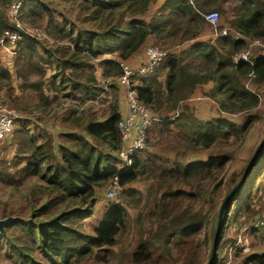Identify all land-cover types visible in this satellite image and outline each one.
I'll return each instance as SVG.
<instances>
[{
	"label": "trees",
	"instance_id": "1",
	"mask_svg": "<svg viewBox=\"0 0 264 264\" xmlns=\"http://www.w3.org/2000/svg\"><path fill=\"white\" fill-rule=\"evenodd\" d=\"M19 1L22 5L17 18L22 26L44 28L54 40L51 46L42 48L45 57L40 58L45 66L52 69L47 85L43 81L29 85L39 93L42 103V106H36V110L53 108L56 102L63 106L68 103L67 100L75 98L81 100V105L97 99L104 87L95 76V66L90 61L101 58L99 65L103 78L119 77L123 73L121 63L105 57L116 56L121 61H127L152 36L159 42H166L165 39L170 37L178 38L179 45L193 42L180 54L169 55L157 66L153 75L139 79L135 87L137 98L155 113L170 115L176 112L198 87L208 83H212L213 87L207 96L218 104L220 111L236 113L258 109L257 94L248 89L242 79L254 72L257 82L264 84V56L256 60L255 66L234 64L232 56L246 47L245 39L241 37L264 40V0H233L236 6L227 14L234 31L209 42L197 40L206 27L203 14L223 12L224 0H167L150 22L142 17L151 11L157 0H75L80 13L78 21L90 24L84 29L69 19L59 21L40 0H0V38L6 31H17L23 35L15 70L18 76L25 77L23 70L32 69L26 57L38 56L35 46L39 39L20 30L11 17L13 4ZM222 29L224 25H219V30ZM85 70H91V76L78 78V74L82 76ZM12 79V74L0 60V90L10 88ZM116 87L115 83L110 85L112 90H117ZM52 94H55L53 100ZM79 106L72 103L67 111L77 116L82 132L64 134L62 137L66 140L63 144L54 143L45 131L42 135H32L26 121L22 124L27 127L22 125L15 131L13 143L18 148L16 167L13 172L8 171L6 162L0 161V183L11 190L12 197L14 193H22L21 199L27 201L28 214L26 217L16 215V211L8 212L6 207L2 214L3 218L19 216L30 221H17L7 227L5 235L0 233V264H8V261L10 264H80L84 258L90 260L89 264L101 263L99 259L105 260L108 254H115L112 247L118 245V237L130 229L128 209H137L141 204V193L130 186L152 177L190 185L191 191L169 190L163 195H156L155 208L160 210L155 214L153 210L150 215L153 213V217H158V228L148 237L141 236L135 252L130 256V263L169 262L173 246L198 240V235L207 224L195 211L196 206L186 207L184 200L194 199L197 205L202 194L208 192L201 186H195L202 178L215 182V187L208 186L212 190L209 195L217 191L222 183L216 175L229 162L227 156L189 165L177 162L173 168H162L164 174L159 176L157 171L161 167L151 169L148 166V162L157 164L155 156L148 159L142 157L148 152L146 149L137 152L131 167L122 168L120 153L123 142L119 126L123 116L119 95H114L109 112L103 118H97L91 107L86 108L85 105L81 110ZM181 116L186 122L185 141L188 145L185 150L191 151L208 150L219 141L229 144L231 137L244 142L251 126L254 123L260 125L264 119L263 115L254 114L239 125L224 118L203 121L197 117ZM148 169L152 170V175L147 173ZM242 176L234 174L231 177L228 192ZM115 179L123 188L122 199L110 203L93 234L82 231L85 221L95 216L100 200L98 190ZM262 186L264 148L241 192L229 205L219 248L225 225L231 220L233 212V225L241 229L249 225L247 218L251 214L264 208L263 195H257ZM25 188L27 190H23ZM260 198L262 202L258 203ZM178 199L182 201L179 203L181 208L170 213L167 203ZM9 200L6 203L10 204ZM209 201L212 202L211 199ZM217 219L218 214L215 225ZM141 220L143 214L138 213L137 221ZM192 248L189 258L184 254L180 256L183 264H200V248Z\"/></svg>",
	"mask_w": 264,
	"mask_h": 264
},
{
	"label": "rangeland",
	"instance_id": "2",
	"mask_svg": "<svg viewBox=\"0 0 264 264\" xmlns=\"http://www.w3.org/2000/svg\"><path fill=\"white\" fill-rule=\"evenodd\" d=\"M41 3L45 4L53 13L54 16L58 18L59 21L63 22V19H69L77 24L80 29L87 28L89 23L86 21L80 20L79 16V8L75 3V0H40ZM17 3V2H16ZM18 2L17 4H19ZM15 4V3H14ZM13 4V5H14ZM236 6V3L233 0H224L223 2V12H220L221 22L220 26L224 25V28H231L230 23L228 22L229 16L227 12L232 11V9ZM158 7L154 8L150 13H157ZM167 14V13H166ZM144 18V16L142 17ZM150 22V21H149ZM24 25V32L29 36L38 38V45L36 44L35 49L38 50V56H30L26 57V61L32 65L31 70H23L25 73V77H22L20 74L18 76L17 70H11L12 73V91H9L10 88H1L0 90V105L4 108L13 110L16 112L18 118L16 119L15 127L12 131V135L9 134L7 138L0 141V161L6 162L7 170L13 172L15 170V160L18 152L17 146L13 143L14 133L17 129L22 127L23 121L27 122L29 127V131L32 135H42L43 131L46 132L47 135L51 136L54 143L63 144L65 143V138L62 136L64 134L77 133L80 134L82 130L79 127V122L76 120L77 116L71 114L67 111L70 108L72 103H76L80 105V109L83 110L85 108L91 107L92 112L95 114L97 118L105 117L110 109V104L113 100L114 95L118 94L121 90L119 86H117V90H112L110 86L108 87L106 84L104 85V78L100 76L101 84L104 87V91L102 95H99L97 99L90 100L89 103L85 105H81V100L79 98H75L73 101H68L67 104L59 105L57 102L54 104L53 108H48L42 110H36V106H42V103L39 98V93L35 90L34 87L29 85L44 82V85H47L46 82L49 79V76L52 75L50 66H45L41 61V57H45L44 49L48 48V46L54 41L50 36L47 35V32L44 28L40 27H32L29 25ZM30 30V31H28ZM213 29L206 25L203 36L205 38L198 39L199 41L209 42L214 41L212 38ZM47 40H50L49 42ZM166 42H159L157 39L153 38L150 46H160L164 49L169 50L170 56L173 54L178 55L184 49L188 48L193 42H185L182 45L177 44L178 38H167ZM51 46V45H50ZM174 48H177L179 51L174 53ZM246 48V47H245ZM257 54V53H256ZM14 60L16 61L17 58ZM100 59H92L90 62L91 65L95 66L94 73L96 70H101L100 68ZM200 62H198L199 64ZM50 70V71H49ZM90 77L91 70H85L84 74L80 76L78 74V78L82 77ZM244 85L250 89L252 92L256 93L259 98L258 109L253 111H244V112H236V113H224L227 114L225 119L232 120L231 122L239 125H243L249 116H253L254 114H259L264 116V84L257 82V80L251 79L249 76L247 78L242 79ZM117 85V82H115ZM24 84H27L24 86ZM212 83L204 84L208 86L205 88L204 85L198 87V93L203 95L205 98L212 100L207 96V92L210 91ZM195 94V93H194ZM193 94V95H194ZM192 95V96H193ZM188 98L186 101H190L192 98ZM55 94L51 95L52 100L54 99ZM63 101V98H60ZM187 103V102H186ZM186 103L180 105L179 108L176 109V112L171 113L170 115H162L158 114L161 118H166L167 116H174V114L179 113L178 118L174 121L165 122V124L155 125L151 131L149 132L148 139V152L142 155L143 159H148L150 156H155L157 160V164H153L152 162H148V166L151 169H155L157 166L161 167L158 169V175L161 176L164 174V169L162 168H173L177 162H180L184 165H189L193 163H202L207 162L210 158L213 157H226L229 160L227 165L223 168V170L216 176H218V181L222 185L218 187L217 191L211 195V189L209 190L208 186L212 185L215 187V182L212 183V179H204L202 178L199 182L195 184L196 187L201 186L204 191H208L205 194H202L200 201L195 204L196 201L194 199L184 200V205L187 207L189 205L196 206L195 211L198 212L201 217L206 221V227L203 231L198 235V240H194L191 243H186L184 245H174V250L172 252V256H169V262L165 264H183L180 256H184L189 258L191 253L193 252V246L199 247V263L207 264L210 258L213 236L215 233V217L219 214V210L224 198L227 196L230 185L228 184L229 180L234 174L243 175L247 166L251 162L253 156L255 155L258 146L262 142L264 138V119L261 121L260 125L253 124L250 130L247 133L246 139L244 142L240 138L235 139L231 137L229 144H226L222 141H219L217 145L212 146L208 150H198L191 151L185 150V147L188 143L185 141V126L186 122L184 117L189 116L197 117L196 115H201V119L207 118L205 121L213 120L212 114L219 112L218 104H213L209 110L204 113L201 110L195 111L193 107H189ZM221 112V111H220ZM222 113V112H221ZM81 115V114H80ZM79 116V114H78ZM181 116V117H180ZM75 117V118H74ZM198 118V117H197ZM200 118V117H199ZM198 118V119H199ZM223 118V117H220ZM173 125L171 127L170 125ZM27 125H25L27 127ZM169 125V126H168ZM152 170L147 171L149 175ZM214 172H216L214 170ZM167 177V175H165ZM242 178V177H241ZM196 181V180H195ZM194 181V182H195ZM109 185V184H108ZM106 186L102 190H98V194L100 196V200L96 205V213L95 216L91 219L85 221L86 223L82 227V231L93 234L95 226L98 225L101 218L104 216L107 207L111 202L106 198V191L109 186ZM190 185H181L177 183H173L168 179H156L152 177L150 179H142L130 186V188L139 191L142 195V201L137 209H128L129 218H130V229L128 232H124L122 235L118 237V245L112 247L113 252L115 254H108L105 260L99 259L101 263L98 264H131L130 256L135 252V249L138 246L139 240L142 235L148 237L149 233L156 231L158 228V217L153 215L159 212V208H155L157 201L155 200L156 195H163L165 192L169 190L177 191L179 189L186 190L187 192L191 191ZM195 189V188H194ZM193 189V190H194ZM27 190V188L23 189ZM264 192V186L260 189V191ZM258 191V197L260 194ZM197 192V191H196ZM241 192V191H240ZM260 192V193H259ZM11 190L7 188L3 183H0V218H3L2 210L6 207L8 212H17L16 215L23 214L25 217L28 214L27 209V201L25 199H21L22 193H14L15 196H10ZM246 195V192H242ZM257 193V189L255 190ZM155 194V195H154ZM239 194V193H238ZM10 199V204L6 203V201ZM122 199V194L118 196V199L115 202H119ZM212 200V202L209 201ZM134 200V199H133ZM182 201L180 199L174 201L171 200L167 204L169 205L170 213L175 212L181 208ZM262 202V198L258 199V203ZM164 203H166L164 201ZM166 204H164L165 206ZM264 205V204H263ZM26 208V209H25ZM141 210V212H140ZM154 210V211H153ZM153 213L150 215V212ZM264 208L260 211H257L250 215L247 218L248 226L245 228L241 227V229L237 228L233 225L234 212L230 217V221L225 225V232L222 239V244L220 245L218 251V258L216 264H264V217H262ZM138 213L143 214V220L137 221ZM260 224L258 225V223ZM246 223V224H247ZM207 241V242H206ZM205 244L203 245L202 244ZM184 254V255H183ZM254 258V260H253ZM6 262V261H5ZM90 260L88 258H84L80 264H89ZM10 264V262H6Z\"/></svg>",
	"mask_w": 264,
	"mask_h": 264
},
{
	"label": "built area",
	"instance_id": "3",
	"mask_svg": "<svg viewBox=\"0 0 264 264\" xmlns=\"http://www.w3.org/2000/svg\"><path fill=\"white\" fill-rule=\"evenodd\" d=\"M17 3L13 5L11 17L20 30L24 31V27L17 18L22 2L19 4ZM203 18L206 25L213 29L215 37L225 36L231 33V31H234L233 28H224L219 30L221 15L217 11L205 13L203 14ZM238 37L240 36L238 35ZM241 38L245 39L246 48L243 51L234 53L232 61L237 65L240 63H246L250 66H255L256 60L262 53H264V40L249 39L244 37ZM22 39L23 35L20 32L6 31L0 38V48L6 50L14 58H17L18 46ZM150 45L146 50V60L141 66L137 69H132L125 64H121L123 68L121 76L106 78L104 80V85L106 84L108 87L117 82V86L125 89L127 94L128 115L123 117L119 126L123 142V148L120 153L122 158L120 166L122 168L131 167L133 165L134 158L137 156V152L145 151L147 149L149 132L156 124L174 121L179 116V113H177L174 114V116H170L168 119L161 118L157 113L140 102L137 98L138 95L135 87L139 84V79L147 78L153 75L156 72L157 66L165 61L170 55L169 50L157 45ZM249 77L251 79L256 78L254 72H252ZM17 118L18 116L15 111L6 109L0 105V141L4 140L12 133ZM108 186L106 198L109 202L116 201L118 196L123 192V188L120 185L119 180H113ZM262 217H264V211Z\"/></svg>",
	"mask_w": 264,
	"mask_h": 264
},
{
	"label": "crops",
	"instance_id": "4",
	"mask_svg": "<svg viewBox=\"0 0 264 264\" xmlns=\"http://www.w3.org/2000/svg\"><path fill=\"white\" fill-rule=\"evenodd\" d=\"M166 1L167 0H157L156 4L153 5L151 11L144 16V19L147 22L151 21L152 18H153V16H154V14H152L150 16V13L156 7H158L160 9L166 3ZM159 9H157V11ZM200 37H201V39L205 38L203 36V34ZM153 38H154V36H152L150 38V40L142 47V49L139 52H137L136 54H134L127 61H121L116 56H113V57L112 56H106L105 58H113V59H116L121 64H125V65L129 66L132 69H137L146 60V50H147V47L152 42ZM212 38L215 40V36H214V33L213 32H212ZM173 50H174V53H177L179 51L177 48H174ZM172 54H173V52H172ZM263 56H264V53H262L259 56V58L260 57H263ZM0 60H1L2 66L5 67V68H7L10 71V73H11V70H14L15 69V63H16V61L14 60V57L11 56L6 50H4L2 48H0ZM95 76L97 77V79L99 80V82H101L100 76L102 77V70H99V71L96 70ZM204 87L205 88H208V86H206V85H204ZM212 87H213V84H211V88ZM120 89L121 90L119 91V100H120L121 113H122V116L123 117H126L128 115L127 94H126L125 89H123V88H120ZM199 89H200V87H199ZM197 90H196L195 94L192 96V98L190 99V101L189 102L187 101L186 105L189 106V107H193L195 109V111L201 110L202 112L206 113L209 110V108L213 106V104H211V103H215V102L211 101L208 98H205L203 95H200ZM71 101H73V100H71ZM218 109H219V106H218ZM221 112L219 111V112H216V113L212 114L213 118L214 119H218L220 117H223L225 119V117L227 116V114H224L223 112L222 113ZM196 116L198 118L200 117L199 119L202 120L201 119V115H196ZM203 119H204L203 121L207 120V118L206 119L203 118ZM230 121H232V120H230ZM170 126L173 127V125H170ZM147 151H148V147H147Z\"/></svg>",
	"mask_w": 264,
	"mask_h": 264
},
{
	"label": "water",
	"instance_id": "5",
	"mask_svg": "<svg viewBox=\"0 0 264 264\" xmlns=\"http://www.w3.org/2000/svg\"><path fill=\"white\" fill-rule=\"evenodd\" d=\"M264 148V138L260 145L257 148V151L255 155L253 156L251 162L247 166L242 178L239 180V182L232 188V190L227 194V196L224 198L219 214H218V219L216 223V228H215V233H214V238H213V243H212V249H211V254L210 258L208 260L207 264H216L217 258H218V251H219V244H220V237H221V232L223 229V224L225 220V214L229 208V205L231 202L236 198V195L239 193V191L243 188L245 185L246 181L248 180L249 176L251 175L254 167L257 165L258 160L262 154ZM17 221H22V222H28L30 220H24L23 218L19 216H9L6 218H0V233L2 235L6 234V229L9 227L11 224L17 222Z\"/></svg>",
	"mask_w": 264,
	"mask_h": 264
}]
</instances>
